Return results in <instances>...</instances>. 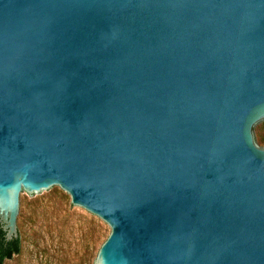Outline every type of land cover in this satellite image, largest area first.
<instances>
[{
    "label": "water",
    "instance_id": "1",
    "mask_svg": "<svg viewBox=\"0 0 264 264\" xmlns=\"http://www.w3.org/2000/svg\"><path fill=\"white\" fill-rule=\"evenodd\" d=\"M61 187L97 264H264V0H0L5 240Z\"/></svg>",
    "mask_w": 264,
    "mask_h": 264
},
{
    "label": "rangeland",
    "instance_id": "2",
    "mask_svg": "<svg viewBox=\"0 0 264 264\" xmlns=\"http://www.w3.org/2000/svg\"><path fill=\"white\" fill-rule=\"evenodd\" d=\"M17 225L22 250L4 264H97L112 233L108 222L74 205L62 187L50 194L26 190Z\"/></svg>",
    "mask_w": 264,
    "mask_h": 264
},
{
    "label": "trees",
    "instance_id": "3",
    "mask_svg": "<svg viewBox=\"0 0 264 264\" xmlns=\"http://www.w3.org/2000/svg\"><path fill=\"white\" fill-rule=\"evenodd\" d=\"M22 250V240L19 237L13 241L7 242L5 234L0 226V264H4L5 260L12 259L15 254H19Z\"/></svg>",
    "mask_w": 264,
    "mask_h": 264
}]
</instances>
